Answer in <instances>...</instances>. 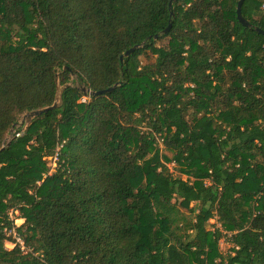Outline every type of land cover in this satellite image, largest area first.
Returning <instances> with one entry per match:
<instances>
[{
	"label": "trees",
	"instance_id": "1",
	"mask_svg": "<svg viewBox=\"0 0 264 264\" xmlns=\"http://www.w3.org/2000/svg\"><path fill=\"white\" fill-rule=\"evenodd\" d=\"M238 2L0 0V264H264V0Z\"/></svg>",
	"mask_w": 264,
	"mask_h": 264
},
{
	"label": "water",
	"instance_id": "2",
	"mask_svg": "<svg viewBox=\"0 0 264 264\" xmlns=\"http://www.w3.org/2000/svg\"><path fill=\"white\" fill-rule=\"evenodd\" d=\"M245 0H239L238 2V5H237V17L239 19V21L244 24L245 26H250L251 23L243 16L242 14V5H243V2ZM171 4V3H170ZM173 11H171V16H173ZM172 27V21L170 20L168 26L164 29L163 33H168L170 31ZM256 30L258 32H261L264 34V29L262 28H259V27H256ZM159 37V34H156L154 36V39H158ZM144 44V43H143ZM143 44H139V45H135L133 46L132 48L128 49L122 56H121V60H123V58L125 56H129L131 53H133L136 49L140 48L143 46ZM57 86H58V90H57V93H56V98H55V101L52 105H49V106H45V107H41V108H38V109H35V110H32L28 113L25 114L24 116V121H25V126H24V130L27 128V126L29 125L30 121L34 118V117H37V116H40L42 115L44 112L50 110V109H54L56 107H58L61 102H62V88L60 87V82H59V78L57 77ZM115 86L111 87V88H108V89H104V90H100V91H97V92H92V94H101V93H105V92H109L111 90H113Z\"/></svg>",
	"mask_w": 264,
	"mask_h": 264
},
{
	"label": "rangeland",
	"instance_id": "3",
	"mask_svg": "<svg viewBox=\"0 0 264 264\" xmlns=\"http://www.w3.org/2000/svg\"><path fill=\"white\" fill-rule=\"evenodd\" d=\"M167 41H168L167 38L157 39L156 44L157 45H163V44H166ZM56 165L57 164L55 163V161H51L52 170L55 169ZM170 167H171V170L174 172V174L179 175V172L175 169L174 163H170ZM183 177L185 178V176H183ZM19 215H20V213L18 211H16L15 213L11 212V217L13 219H15V225L16 226L22 225L24 223V221H25L23 218H19L18 217ZM210 222H211L210 223L211 224V227H210L211 229H213L216 225L220 226V224L217 222L216 219H212ZM219 245H220V249H221L222 252H224V253L229 252V249H230L231 245L225 239H221L220 242H219ZM6 247L11 249V248L14 247V243L12 241H7L6 242Z\"/></svg>",
	"mask_w": 264,
	"mask_h": 264
},
{
	"label": "built area",
	"instance_id": "4",
	"mask_svg": "<svg viewBox=\"0 0 264 264\" xmlns=\"http://www.w3.org/2000/svg\"><path fill=\"white\" fill-rule=\"evenodd\" d=\"M86 100V97H84L83 99H82V101H85ZM24 126H25V121L24 120H22V121H20V123L17 125V128L13 131V133L10 135V137H9V139L10 138H12V137H19L20 135H21V133H22V130L24 129ZM62 147V145H60L59 147H58V151H59V149ZM57 156H58V153H56V156H55V158H54V160H57ZM9 233H11L12 234V236H13V238H15V240H16V243H14V246L17 244V243H19L20 245H21V247H22V250H26V247L24 246V242H23V240L21 239V237L20 236H18V234H17V232L15 231V230H12V231H10Z\"/></svg>",
	"mask_w": 264,
	"mask_h": 264
}]
</instances>
